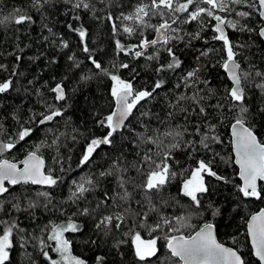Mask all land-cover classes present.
<instances>
[{
  "label": "snow or ice",
  "instance_id": "1",
  "mask_svg": "<svg viewBox=\"0 0 264 264\" xmlns=\"http://www.w3.org/2000/svg\"><path fill=\"white\" fill-rule=\"evenodd\" d=\"M55 3L56 0H31L30 7L43 15V10ZM100 3L105 5L100 11L114 5L123 7L118 0H100ZM63 4L67 6L65 14L73 13V20L81 19V11L91 12L95 19L110 23L113 36L136 37L138 42L135 44H125L117 38V55L124 53L133 58L157 61V73L180 69L183 61L176 55V44L190 46L194 40H204L205 45H209V39L203 36L209 30L212 32L210 40L221 42V48L207 46L199 51L197 66L188 70L176 84V88L182 91L173 94V99L168 102L169 111L163 118L155 117L156 127L144 121L145 117H152L150 111L140 112L137 123L143 131L139 132L132 128L131 118L139 111L138 106L142 107V102L155 99L157 90L164 87V80L157 79L150 90L137 88L133 83L135 75L133 79L125 80L90 54L88 59L94 69L112 82V106L106 115L96 114L100 117L97 125L107 131L102 136L88 139L77 167L90 163L102 145L113 146L115 136L124 130L132 134V148L131 152L119 151L110 159L108 167L94 176L73 180L69 196L60 202L58 209L50 191H37L33 196L31 186L53 189L61 182L62 177L55 175L56 166L60 172H65L66 162L71 160L61 152L62 141L69 136L73 142L77 139L75 134L67 131V122L65 131L53 133L50 141L45 138L33 144L22 158L12 153L32 135L31 125H45L64 116L67 109L61 102L66 101L67 96L63 82L48 88L53 94L51 101L45 98L41 89H36L37 103L43 110L29 109L27 119L22 118V109L17 106L10 114L14 121L12 132L5 127L7 115L0 114V213L7 217L0 218V264H9L10 252L17 239L21 248L32 242L46 264H87L84 259L73 255L71 241L65 236V233L80 230L74 219L76 216L93 218L96 231L106 240L111 238V247L121 257V246L130 242L135 257L133 264H148L154 257L159 259L158 241L161 240L167 249L161 264H249L239 248L227 246L218 239L216 225L203 219L200 211L203 208L201 198L210 190L206 177L225 184L233 183L215 170L217 158L238 166L236 175L241 183L233 184L238 194L233 211L240 210V223L245 229L243 235L250 244L249 254L255 257L253 264H264V207L246 212L249 202H264V137L258 134L250 119L248 103L251 89H258L264 96V69L248 59L246 43H234L229 37V30H232L255 32L264 39V24L258 28L251 26L254 16L264 21V0H135L134 3L130 0L128 11L121 10L114 15L108 10L103 16L96 14L97 9L91 0H63ZM153 20L157 22L153 23ZM33 22V16L23 8H14L0 17V26L5 28ZM191 24H195L196 29L187 31L186 26ZM68 28L78 34L82 50L90 53L84 43L87 30L72 24ZM48 31L55 35L51 28ZM60 47L68 48L69 45L61 38ZM162 53H167L166 63H159ZM213 56L219 58L213 62ZM20 59L16 56L17 61ZM69 60L75 61V56H69ZM75 66L79 67V64ZM209 66L223 70L228 83L224 85L222 94H218L211 81L203 75V70ZM112 67L117 66L113 64ZM119 68L129 69L130 65L120 63ZM0 70L7 71V66L0 64ZM131 71L135 74V69ZM17 74L14 68L9 78L0 81V95L14 90L11 77ZM28 83L32 84V81ZM44 87H47L46 83ZM259 114H264V107L259 109ZM180 120L183 123H173ZM225 126L230 137L228 147L231 155L228 157L213 147L224 143L220 129ZM76 131L73 129L72 133ZM46 150L52 155L46 157ZM178 153L186 156V164L188 161L192 163L182 166L176 159ZM129 155L133 157L131 160ZM109 177L115 181L114 190H104L102 198L93 206L87 200V194L98 191L101 180ZM173 181L178 183L176 196L168 192ZM17 186L21 191L14 194L13 189ZM179 197L187 198L190 203L182 204ZM82 201L86 202L84 206H81ZM133 201L137 205L135 208ZM170 201L181 207L183 213L165 214L162 209L169 206ZM64 204L76 205V210L68 214ZM37 208L53 214L59 211L66 218L60 222L50 220L40 228V235L30 234L20 227L18 217L12 213L30 212L31 218L35 219L34 210ZM209 208L213 218L220 214V209L213 208L211 204ZM194 218L201 222L194 223ZM145 232L150 238H144ZM232 242L236 243L235 237ZM50 253H55L56 258ZM95 261L96 264H105V257L97 256Z\"/></svg>",
  "mask_w": 264,
  "mask_h": 264
},
{
  "label": "trees",
  "instance_id": "2",
  "mask_svg": "<svg viewBox=\"0 0 264 264\" xmlns=\"http://www.w3.org/2000/svg\"><path fill=\"white\" fill-rule=\"evenodd\" d=\"M91 2L97 9L96 14L103 16L108 10L112 11L114 15H118L121 10L128 11L127 5L130 0H118L123 7L114 5L105 11H100L105 8V5L101 4L100 0H91ZM131 2L134 3L135 0H131ZM30 4L31 0H0V17L12 12L14 8H23L33 16L34 21L31 24L26 23L20 26L12 24L7 28L0 26V64L7 66V71L0 70V81L9 78L14 68L18 73L16 76L11 77L14 81V90L0 95V114L7 115V119L4 121L5 127L8 128L9 132H12L14 130V121L11 120L10 114L17 106L22 109V118L27 119L29 109L37 112L43 110L40 104L37 103L36 89H41L45 98L51 101L53 94L48 91V88L56 83L63 82L67 96V100L61 102L67 109L64 116L45 125H31L33 128L32 135L26 138V142H21L12 153V155L22 158L24 152L33 144L39 143L45 138L50 141L53 133L65 131L67 122V131L70 134H75L77 139L76 142H73L71 136H69L67 140L62 141L64 146L61 147V152L64 157L70 156L71 160L66 162L65 172H60L59 166H56L55 175L62 177L61 182L53 189L31 186L33 196H35L37 191H50L53 202L58 209L60 202L66 200L69 196L73 180L80 181L86 176H94V174L107 168L110 159L118 154L119 151L131 152L132 148L130 143L132 134L128 130H124L122 134L115 136L113 146L102 145L97 149L90 163L83 167H77L88 139L93 136H102L107 131L97 125L96 121L100 117L96 114L106 115L112 106L110 97L112 82L94 69L88 59L89 55L91 54L105 68L118 72L125 80L133 79L135 75L133 83L137 88L147 87L150 90L157 79L164 80V87L157 90L158 94L155 99L147 103L142 102V107L138 106L139 111L131 118L132 128L139 132L143 131L137 123L139 113L150 111L152 117H145L144 121L145 123H150L152 127H156L157 121L155 117L163 118L169 111L168 102L173 99V94L182 91V89L176 88L180 78L199 63L196 59L199 51L207 46H214L216 49H220L221 42L211 41L212 32L209 30L203 33V36L209 39V45H205L204 40H194L190 46H185L184 43H177L174 50L176 55L183 61L181 68L175 71L157 73L155 70L158 67L157 61H148L144 57L133 58V56L125 55L124 53L117 55L115 48V40L117 38L121 39V42L125 44H135L138 41L136 37L113 36L111 25L108 21L97 20L91 12L85 11L79 13L80 20H73V13L68 12L65 14L67 6L63 4V0H56L53 7H46L43 10V15L33 10ZM235 18L239 19L238 17ZM156 22V20H153V23ZM69 24H72L73 27L83 26L87 30L84 43L89 47L90 53L82 50L83 44L78 34L69 30ZM251 26L255 28L261 26V21L258 17H253ZM48 28H51L55 35L49 33ZM195 29V24L186 26L187 31H194ZM45 37H48V39L45 40ZM229 37L234 43H246L248 48L245 51L248 59L257 67L264 69V45L255 32L249 34L247 32L241 33L229 30ZM61 38L68 43V48L60 47ZM151 38L152 36L149 35V39ZM148 51L149 54L152 53L151 49ZM73 55L75 56V61L69 60V56ZM16 56H20L21 59L17 61ZM218 58L213 56V62ZM167 60V53H162L159 63H166ZM76 63L79 64V67L75 66ZM120 63H127L130 68L120 69ZM113 64L117 67L113 68ZM131 69H135V74ZM203 75L211 81V86L217 89L218 94L223 93L224 85L228 81L221 68L209 66L203 70ZM82 77H90V79L85 80ZM28 81H32V84H29ZM45 83L47 87H44ZM25 89H27V92H25ZM249 97L250 119L255 124L258 134L264 137V114H259V109L264 107V96L261 95L258 89H251ZM177 122L183 123V120L174 121L173 123ZM161 127L163 128L162 125ZM73 129L77 131L72 133ZM220 135L224 143L213 147L216 152L228 157L231 155V150L228 147L230 137L226 126L220 129ZM45 155L49 157L52 153L46 150ZM132 158L131 155L128 156L129 160ZM176 159L184 167L192 163L191 161H188L187 164L185 163L187 158L183 153H178ZM48 163L51 165L50 159ZM68 164H70V167H68ZM179 170L180 168L177 167V171ZM215 170L218 174L228 177L233 183L225 184L211 177H206L210 190L208 193L203 194L201 198L203 208L200 211L203 213V219L210 220L216 225L217 237L220 241L225 242L227 246L239 248L240 252L244 254V258L249 261V264H253L255 259L249 254L250 245L243 235L245 229L240 223V210L233 211L236 208L238 198L233 184L240 183L236 175L237 170L234 164L221 162L219 158H217ZM114 187L115 181L111 177L101 180L99 190L87 194V200L94 206L96 201L102 198L104 190L107 189L111 192ZM20 191L19 186L13 189L14 194H18ZM129 191H131V188H129ZM168 192L173 196L177 195L178 183L176 181H173L169 186ZM179 199L184 205L190 203L185 197H179ZM85 204V201L81 202V206ZM209 204L213 208L220 209V214L215 218L212 217V209L209 208ZM132 206L134 208L137 207L135 201L132 202ZM5 207L7 208L8 205H5ZM63 207L67 209L68 214L76 210V205L72 204H64ZM262 207H264V202L251 201L248 203L246 212H255ZM162 211L167 215H180L183 213V209L176 206L172 201ZM34 214L35 219L31 218L30 212H13L12 216L18 217L20 227L35 235H40V228L50 220L60 222L66 218L59 211L53 214L51 211L45 212L43 208L35 209ZM0 218L7 217L0 213ZM74 219L80 225V230L74 233H66V238L71 241L73 255L84 259L87 264H96L95 257L97 256H104L105 264H133L135 257L132 254L130 242L121 246L119 250L123 253V257H121L117 250L111 247V238L106 240L96 231L93 218L76 216ZM193 222L200 223L201 221L194 218ZM143 235L145 239L150 238L146 232ZM233 237L236 238L235 244L232 242ZM92 241L96 243H92ZM158 247L159 259L154 257L148 264H161L164 260L167 249L164 247L162 240L158 241ZM50 254L53 258L55 257L54 253ZM32 261H35V264H46V261L39 254L38 248L34 247L32 242L25 248H21L17 239L15 246L10 252L9 264H32Z\"/></svg>",
  "mask_w": 264,
  "mask_h": 264
},
{
  "label": "water",
  "instance_id": "3",
  "mask_svg": "<svg viewBox=\"0 0 264 264\" xmlns=\"http://www.w3.org/2000/svg\"><path fill=\"white\" fill-rule=\"evenodd\" d=\"M262 24H264V21H261V25ZM260 38V37H259ZM261 39V41H262V43H263V45H264V39H262V38H260ZM235 166V168H236V170H237V172H238V166H236V165H234ZM238 177V176H237ZM214 179V178H213ZM238 180H239V177H238ZM239 182L241 183V181L239 180ZM221 183H223V182H221ZM38 187H40V186H38ZM250 245V244H249ZM254 259H255V257H253Z\"/></svg>",
  "mask_w": 264,
  "mask_h": 264
},
{
  "label": "rangeland",
  "instance_id": "4",
  "mask_svg": "<svg viewBox=\"0 0 264 264\" xmlns=\"http://www.w3.org/2000/svg\"><path fill=\"white\" fill-rule=\"evenodd\" d=\"M65 236H66V233H65ZM55 254V253H54ZM54 258H56V254H55V257Z\"/></svg>",
  "mask_w": 264,
  "mask_h": 264
}]
</instances>
